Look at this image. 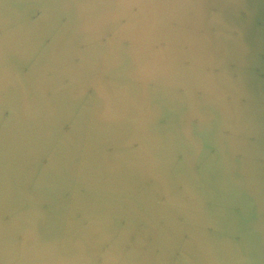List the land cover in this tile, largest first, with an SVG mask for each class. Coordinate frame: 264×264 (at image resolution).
Segmentation results:
<instances>
[{"label": "water", "instance_id": "1", "mask_svg": "<svg viewBox=\"0 0 264 264\" xmlns=\"http://www.w3.org/2000/svg\"><path fill=\"white\" fill-rule=\"evenodd\" d=\"M0 264H264V0H0Z\"/></svg>", "mask_w": 264, "mask_h": 264}]
</instances>
